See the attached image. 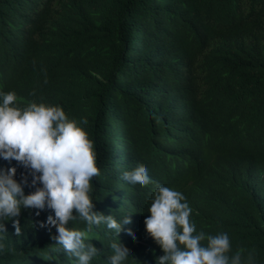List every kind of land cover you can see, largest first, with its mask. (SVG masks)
I'll use <instances>...</instances> for the list:
<instances>
[{"label": "trees", "instance_id": "obj_1", "mask_svg": "<svg viewBox=\"0 0 264 264\" xmlns=\"http://www.w3.org/2000/svg\"><path fill=\"white\" fill-rule=\"evenodd\" d=\"M10 91L16 107L59 105L77 121L99 169L94 210L132 220L119 237L93 226L90 264H110L114 242L130 250L124 264L164 255L144 223L156 184L184 195L194 234L227 233L230 257L264 264V0H0ZM140 164L153 183L122 179ZM11 167L20 182L26 169L0 157ZM37 211L22 209L20 236L0 220V264H78L40 227L54 213Z\"/></svg>", "mask_w": 264, "mask_h": 264}, {"label": "clouds", "instance_id": "obj_2", "mask_svg": "<svg viewBox=\"0 0 264 264\" xmlns=\"http://www.w3.org/2000/svg\"><path fill=\"white\" fill-rule=\"evenodd\" d=\"M16 99L14 92H0V157L17 161L26 173L18 182L16 167L0 169V220L13 221L15 235L20 236L18 217L22 209H36L37 216L49 209L54 215H48L40 227L50 232L55 228L53 243L77 258L78 264H90L100 251L86 242L93 226L106 224L119 237L124 225L132 220L127 216L121 223L113 215L94 210L91 181L99 175V169L92 141L77 121L69 119L59 105L30 102L21 109L14 106ZM122 179L141 186L153 183L143 164L125 171ZM25 186L35 190L25 194ZM185 200L182 193L156 184L150 215L144 221L148 235L164 253L156 258V264H242L243 250L228 255L231 245L227 233L194 234L191 209ZM77 219L86 222V230L68 227L70 221ZM127 231L135 240L132 230ZM0 232H7L5 223L0 224ZM111 248L114 255L110 264H124L130 250L121 242L112 243ZM248 260L251 264V254Z\"/></svg>", "mask_w": 264, "mask_h": 264}]
</instances>
